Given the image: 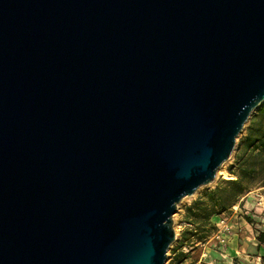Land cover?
I'll return each instance as SVG.
<instances>
[{
  "label": "water",
  "instance_id": "1",
  "mask_svg": "<svg viewBox=\"0 0 264 264\" xmlns=\"http://www.w3.org/2000/svg\"><path fill=\"white\" fill-rule=\"evenodd\" d=\"M262 105L264 0H0V264H165Z\"/></svg>",
  "mask_w": 264,
  "mask_h": 264
},
{
  "label": "rangeland",
  "instance_id": "2",
  "mask_svg": "<svg viewBox=\"0 0 264 264\" xmlns=\"http://www.w3.org/2000/svg\"><path fill=\"white\" fill-rule=\"evenodd\" d=\"M258 108L253 116L257 113ZM252 116V117H253ZM249 126L247 123L245 129L242 131L237 139L235 151L229 161L224 163L219 169L215 181L208 185L201 187L195 195L187 197L178 205L177 212L173 216L174 229L176 232V240L171 245L167 253V261L165 264H264V243H256L253 238L243 235L239 232L233 233L231 227V218L228 217V212H224L221 215V219L214 222L215 229L206 235L205 240L199 242L195 238L192 243L185 244L183 241V234L188 229H195L196 227L190 224L187 220L186 208L192 206L195 201L206 191L215 189L222 180H232L235 177L227 172V169L233 165L234 156L237 151V147L241 139L245 136L246 130ZM252 201L255 202L253 208L259 207L263 212H256L253 210L244 209L245 212H250V216H254L259 224L258 227H254L255 231L263 233L264 231V205L261 204L262 198H264V187H260L252 191ZM248 194V195H250ZM257 204V205H256ZM234 208V211H238ZM259 218H262L259 220ZM222 220L225 221L226 227L229 230H223ZM253 220L252 221H256ZM210 228H207V231ZM222 231L219 234L220 238H216L217 232ZM199 232L198 235H200ZM202 235V234H201Z\"/></svg>",
  "mask_w": 264,
  "mask_h": 264
},
{
  "label": "trees",
  "instance_id": "3",
  "mask_svg": "<svg viewBox=\"0 0 264 264\" xmlns=\"http://www.w3.org/2000/svg\"><path fill=\"white\" fill-rule=\"evenodd\" d=\"M227 172L232 180H222L213 190H206L192 206L186 208L187 220L195 226L183 234L185 244L195 238L199 242L214 229L213 219L228 212L245 196L264 187V105L250 119L245 136L241 139L233 165ZM207 228H210L207 231ZM199 232H201L200 235ZM264 243V233L259 235Z\"/></svg>",
  "mask_w": 264,
  "mask_h": 264
},
{
  "label": "crops",
  "instance_id": "4",
  "mask_svg": "<svg viewBox=\"0 0 264 264\" xmlns=\"http://www.w3.org/2000/svg\"><path fill=\"white\" fill-rule=\"evenodd\" d=\"M252 197H251V194L250 195H247L245 196L237 205L233 206V208H231L227 214L228 217L231 218V227H232V230H233V233L235 232H240L245 235V236H249L250 238L252 237L254 241H256V243H260V240H259V235L261 233H259L258 231H255L254 227H258L259 224L256 223L257 220L254 219V216H250V212H245L244 209H248V210H253V206L255 205V202L252 201ZM261 200V204L264 205V198L260 199ZM257 205V204H256ZM237 208L238 211H234V208ZM236 209V210H237ZM254 211L256 212H260L262 213L263 211L257 207L254 209ZM221 219V216H216L214 217V221L217 222ZM253 220H256L255 222L252 221ZM262 218H259V220H261ZM264 233V231H263ZM263 245V244H261Z\"/></svg>",
  "mask_w": 264,
  "mask_h": 264
},
{
  "label": "built area",
  "instance_id": "5",
  "mask_svg": "<svg viewBox=\"0 0 264 264\" xmlns=\"http://www.w3.org/2000/svg\"><path fill=\"white\" fill-rule=\"evenodd\" d=\"M222 225H223V227H224V228L222 229V231H223V230H226V231L229 230V228L226 227V223H225L224 220H222ZM222 231H221V232H220V231L217 232L216 238H220V237H219V234L222 233Z\"/></svg>",
  "mask_w": 264,
  "mask_h": 264
}]
</instances>
